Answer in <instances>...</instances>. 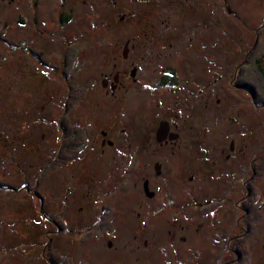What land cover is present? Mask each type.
<instances>
[{
  "label": "flooded vegetation",
  "instance_id": "flooded-vegetation-1",
  "mask_svg": "<svg viewBox=\"0 0 264 264\" xmlns=\"http://www.w3.org/2000/svg\"><path fill=\"white\" fill-rule=\"evenodd\" d=\"M1 2L4 8L9 9L20 4L22 10L18 13V26L22 33L35 37L27 36L24 41L16 40L13 33L3 37L2 34H6L4 30L11 28L12 16L2 9L0 17L7 16V20H0V40L8 46L28 49L39 63L57 70L58 67L46 58L45 47L65 50L61 74L67 81L66 96L62 109L56 112L54 119L57 129L54 158L44 171L48 168H67L90 152L95 142L93 139L91 143V120L82 124L75 121L74 116L79 105L91 94L96 91L97 95L103 93L99 106L105 113L107 108L118 105L121 122L108 119V129L100 124L95 144L103 153L112 151L115 156L113 161L123 162L121 174L112 177L111 185L115 184L117 187L114 190L127 198H133L135 206L128 204L124 208L136 209L137 204L140 206L137 215L134 213L135 220L142 222V216L148 218L145 219L148 222L147 231L155 233L152 240H156L162 231L168 240L166 246L169 252L174 255L186 252L187 247L211 235L201 219L213 214L225 220L227 215L228 224H237L238 221L240 230L236 234L230 229V232L220 235L212 234L214 245L217 242L219 246L221 244L220 247L214 246L213 264L217 261L240 264V258L251 255L250 245L255 240L257 226L264 227V197L261 195L264 193V10L251 16V24L248 23L250 33L246 35V40L215 47V50H228L227 61L223 67L217 64L216 68L220 71L217 75L208 77L204 47L185 43L184 47L179 45L175 48L177 42H150L153 37L145 38L142 34L143 29L149 28L148 25H134L136 28L131 30L124 25L135 23L132 22L135 18L137 23L138 17L151 14V0ZM200 4L194 11L201 16ZM118 21L122 23L120 33L122 36L125 34L123 38L127 40L122 45V59L113 64V71L105 74L100 83L96 80L77 82L74 75L78 63L71 65L68 55H75L78 59L80 50H84L87 44L92 45L93 41L66 38V42L60 43L57 36H65L67 32L87 34L94 30L99 34L111 33V29L117 27L110 25ZM151 26L150 31L145 33L146 37L147 33L156 32ZM126 31L134 35V42L131 43L132 38L126 36ZM121 43L118 42V47ZM141 45L143 49L147 48L150 55L141 54L137 60L132 51L140 52ZM237 103L245 104L243 112L237 111L240 107ZM119 125L123 126L119 131H110ZM75 128L81 129L85 144L74 151L80 157L69 162L66 160L69 156L67 147ZM237 166H240L239 175ZM204 168L212 174V185L209 181L200 184L202 176L197 179ZM229 176V182L223 180ZM7 183L8 186H0L16 189L13 184ZM233 183H241L246 189L242 200H238ZM25 184L26 190H32L29 182ZM33 189L43 213L47 199L39 192L40 179ZM106 202L100 203L99 214L92 222L90 232L96 236L114 234L120 210ZM238 211L242 213L239 215ZM45 216L48 219L41 220L44 225L52 221L59 226V232L72 231L65 227L64 219L55 217L50 220L48 214ZM186 218L192 223L186 222ZM160 220L167 228L156 225ZM48 235V247H51L55 234L51 232ZM114 244V239L108 240V246ZM226 253H230L232 259L226 260Z\"/></svg>",
  "mask_w": 264,
  "mask_h": 264
},
{
  "label": "rangeland",
  "instance_id": "rangeland-1",
  "mask_svg": "<svg viewBox=\"0 0 264 264\" xmlns=\"http://www.w3.org/2000/svg\"><path fill=\"white\" fill-rule=\"evenodd\" d=\"M200 1L203 4L197 0H151V14H146L144 18L138 17L137 23L135 18L132 20L135 23L128 22L124 25L129 26L128 30L148 25L149 28L143 29L142 34L145 38L153 37L151 39L154 40L150 42H177L175 48L179 45L184 47L185 43L204 47L206 76L217 75L220 72L216 68L217 64L222 67L225 65L228 50H215V47L246 40V35L250 33L248 23L251 24V16L264 10V0ZM198 4L201 16L194 11ZM2 9L12 16L11 28L4 30L6 34L3 33V37H8L7 33H13L19 41H24L27 36L35 37L33 34L22 33L18 26V13L22 10L20 4L9 9L4 8L1 2L0 11ZM0 20L6 21L7 16L0 17ZM151 24L156 32H149L146 37L145 33L150 31ZM121 25L119 21L110 25L117 27L112 28L111 33L99 34L94 30L87 34L67 32L65 36H57L60 43L66 42V38L71 41H93L92 45L87 44L79 52L78 69L74 75L77 82L96 80L100 83L105 74L113 71V64L122 59V45L127 41L123 38L125 34L122 36L120 33ZM126 32V36L132 38L131 43L134 42V35ZM119 41L122 43L118 47ZM51 48L45 47L48 55L46 58L58 70L39 63L28 49L8 46L0 40V179L16 187L13 190L0 186V264H48L44 252L48 248V234L51 232L55 234L51 249L69 257L74 264H213L214 246L218 247L219 244L217 242L214 245L212 234L220 235L229 229L236 234L240 230L238 221L237 224L233 222L230 225L227 215L224 220L222 216L213 214L211 218L201 219L200 222L211 231V235L194 243V246L187 247L186 252L174 255L168 251V240L162 231L156 240H152L155 233L147 231L146 216H142V222L135 220L134 213L137 215L140 210L138 204L136 209L124 208L128 204L135 206L133 198H127L114 190L117 187L115 184L111 185L112 177L121 174L123 162L113 161L115 156L112 151L103 153L95 144L100 124L108 129V119L120 121L118 105L107 108L105 113L102 106H99L103 93L97 95L96 91L91 94L79 105L74 116L75 121L82 124L85 120H91V143L93 139L95 142L93 141L90 152L67 168H48V171H44L54 158L57 136L54 119L56 112L62 109L67 90V81L61 74L65 50ZM141 48L140 52L132 51L137 60L141 54L150 55L147 48L143 49L142 45ZM237 105L240 106L237 111L243 112L242 108H246L245 104ZM122 127L119 125L115 130H109L114 133ZM239 170L240 166H237V175ZM208 172L204 168L197 176V179L203 177L200 184L209 181L212 185V174ZM39 179V192L47 199L43 213L38 195L33 189ZM229 179L231 176L223 178L226 182ZM26 182L30 183L32 190H26ZM233 184L236 185L238 200H242L246 189L241 183ZM261 195L264 197V193ZM103 201L120 210L116 216L114 234L110 236L104 233L96 236L94 232H90L93 219L99 214L100 203ZM240 212L242 211H238L239 215ZM47 214L50 220L55 217L64 219L65 227L72 231L59 232V226L52 224V221L51 224L44 225L41 220L48 219L45 216ZM186 222L192 223L187 218ZM156 225L162 229L167 228L163 220L157 221ZM257 234L250 245L252 254H246L247 257H243L246 260L240 261L241 263L247 261L246 264H264V227L258 225ZM109 239L115 241L112 247L108 246ZM231 257L230 253L225 254L226 260L232 259Z\"/></svg>",
  "mask_w": 264,
  "mask_h": 264
},
{
  "label": "trees",
  "instance_id": "trees-1",
  "mask_svg": "<svg viewBox=\"0 0 264 264\" xmlns=\"http://www.w3.org/2000/svg\"><path fill=\"white\" fill-rule=\"evenodd\" d=\"M68 60H70L71 65H74V64L77 63L78 59L76 58L75 55L73 56L71 54V55H68ZM72 135H73L72 136V141H70L69 145H73V146H69L68 145V147H67V150L69 151V154H68L69 156H68V158H66V160L69 161V162L71 160L76 159L77 157H80L79 154H77V152H76V154H74V151L77 148L79 149L82 145L84 146V144H85L84 135H83L81 129L75 128ZM70 154H72V155H70ZM0 184L3 185V186H8L9 185L6 181H3L2 179H0ZM238 243L240 244L239 241H238ZM44 256L47 259V262L49 264H56V263L57 264H59V263L60 264H74L73 260H71L69 257L60 254L56 250H52L51 247H48V248L45 249ZM244 260H246V259L240 258L239 261H244ZM246 263H247V261L245 263H240V264H246ZM83 264H85V263H83ZM215 264H224V263L223 262L221 263L220 261H217Z\"/></svg>",
  "mask_w": 264,
  "mask_h": 264
}]
</instances>
